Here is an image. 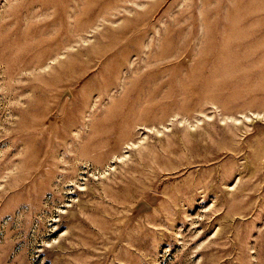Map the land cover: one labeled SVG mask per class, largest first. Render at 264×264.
Here are the masks:
<instances>
[{
  "label": "rangeland",
  "instance_id": "374dc122",
  "mask_svg": "<svg viewBox=\"0 0 264 264\" xmlns=\"http://www.w3.org/2000/svg\"><path fill=\"white\" fill-rule=\"evenodd\" d=\"M0 264H264V0H0Z\"/></svg>",
  "mask_w": 264,
  "mask_h": 264
}]
</instances>
